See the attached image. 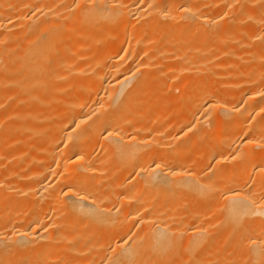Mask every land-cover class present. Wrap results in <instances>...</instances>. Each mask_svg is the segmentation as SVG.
<instances>
[{
    "label": "bare ground",
    "instance_id": "obj_1",
    "mask_svg": "<svg viewBox=\"0 0 264 264\" xmlns=\"http://www.w3.org/2000/svg\"><path fill=\"white\" fill-rule=\"evenodd\" d=\"M0 264H264V0H0Z\"/></svg>",
    "mask_w": 264,
    "mask_h": 264
}]
</instances>
